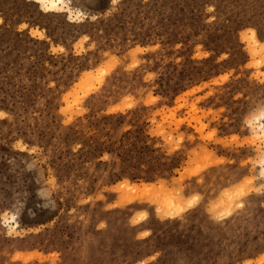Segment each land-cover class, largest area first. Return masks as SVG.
<instances>
[{"label": "rangeland", "instance_id": "374dc122", "mask_svg": "<svg viewBox=\"0 0 264 264\" xmlns=\"http://www.w3.org/2000/svg\"><path fill=\"white\" fill-rule=\"evenodd\" d=\"M0 264H264V0H0Z\"/></svg>", "mask_w": 264, "mask_h": 264}, {"label": "bare ground", "instance_id": "6f19581e", "mask_svg": "<svg viewBox=\"0 0 264 264\" xmlns=\"http://www.w3.org/2000/svg\"><path fill=\"white\" fill-rule=\"evenodd\" d=\"M39 1L42 3V5L44 6L49 5L51 9H56V10L58 6H60V2L63 3V0H39Z\"/></svg>", "mask_w": 264, "mask_h": 264}]
</instances>
